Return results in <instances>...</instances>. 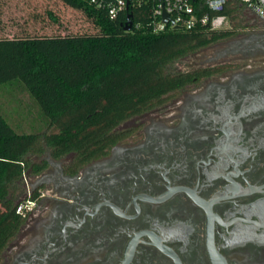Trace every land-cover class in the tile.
Returning a JSON list of instances; mask_svg holds the SVG:
<instances>
[{"label":"flooded vegetation","instance_id":"obj_1","mask_svg":"<svg viewBox=\"0 0 264 264\" xmlns=\"http://www.w3.org/2000/svg\"><path fill=\"white\" fill-rule=\"evenodd\" d=\"M230 32L99 156L38 158L0 264H264V22Z\"/></svg>","mask_w":264,"mask_h":264},{"label":"trees","instance_id":"obj_2","mask_svg":"<svg viewBox=\"0 0 264 264\" xmlns=\"http://www.w3.org/2000/svg\"><path fill=\"white\" fill-rule=\"evenodd\" d=\"M193 1L200 14L209 12L204 0ZM62 2L82 12L96 32L0 38V88L20 86L45 127L25 132L0 111L1 248L22 223L16 208L26 198L25 175L45 166L32 156L74 154L77 164L99 156L119 139L123 123L200 76L175 70V63L231 36L205 27L154 34L152 4L129 7L111 19L107 10L84 0ZM231 3L219 14L235 21L239 12ZM128 21L132 26L125 31Z\"/></svg>","mask_w":264,"mask_h":264},{"label":"rangeland","instance_id":"obj_3","mask_svg":"<svg viewBox=\"0 0 264 264\" xmlns=\"http://www.w3.org/2000/svg\"><path fill=\"white\" fill-rule=\"evenodd\" d=\"M245 20L256 22L251 15L241 11L233 23L238 27L245 24ZM95 32L92 22L82 12L71 9L62 0H0V38L65 36ZM201 56L198 51L175 63L173 67L181 72L195 70L203 61ZM0 111L14 127L25 132L45 129L38 118L36 107L20 86L0 88ZM31 159L38 160L36 156ZM2 248L0 247V250Z\"/></svg>","mask_w":264,"mask_h":264},{"label":"built area","instance_id":"obj_4","mask_svg":"<svg viewBox=\"0 0 264 264\" xmlns=\"http://www.w3.org/2000/svg\"><path fill=\"white\" fill-rule=\"evenodd\" d=\"M99 9H105L111 19H115L119 12L129 7L137 8L141 5L152 4L150 30L154 34L167 31H193L198 27H205L209 31H231L234 23L227 15L219 14L226 4L232 1L237 12L251 15L255 20L264 22V0H204L203 5L209 11L200 14L193 0H84ZM166 14L169 22L165 23L163 15ZM246 25L252 22L244 21ZM33 206L31 200L21 202L16 213L24 216L25 212Z\"/></svg>","mask_w":264,"mask_h":264},{"label":"water","instance_id":"obj_5","mask_svg":"<svg viewBox=\"0 0 264 264\" xmlns=\"http://www.w3.org/2000/svg\"><path fill=\"white\" fill-rule=\"evenodd\" d=\"M163 20L165 23L169 22V18L166 14L163 15ZM132 23L131 21H128L126 25L124 26L125 31H129L131 29Z\"/></svg>","mask_w":264,"mask_h":264}]
</instances>
